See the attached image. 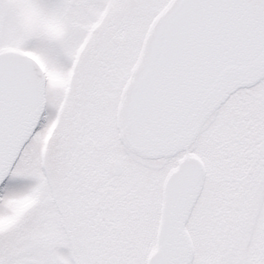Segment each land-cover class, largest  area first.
<instances>
[{
  "label": "snow or ice",
  "instance_id": "obj_1",
  "mask_svg": "<svg viewBox=\"0 0 264 264\" xmlns=\"http://www.w3.org/2000/svg\"><path fill=\"white\" fill-rule=\"evenodd\" d=\"M0 264H264V0H0Z\"/></svg>",
  "mask_w": 264,
  "mask_h": 264
}]
</instances>
